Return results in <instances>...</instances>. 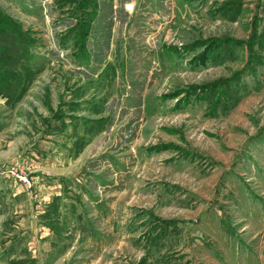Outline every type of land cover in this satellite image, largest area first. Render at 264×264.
Returning a JSON list of instances; mask_svg holds the SVG:
<instances>
[{"label":"rangeland","instance_id":"374dc122","mask_svg":"<svg viewBox=\"0 0 264 264\" xmlns=\"http://www.w3.org/2000/svg\"><path fill=\"white\" fill-rule=\"evenodd\" d=\"M0 9V264H264V0Z\"/></svg>","mask_w":264,"mask_h":264},{"label":"trees","instance_id":"16d2710c","mask_svg":"<svg viewBox=\"0 0 264 264\" xmlns=\"http://www.w3.org/2000/svg\"><path fill=\"white\" fill-rule=\"evenodd\" d=\"M94 15V14H93ZM15 22L10 21V19L4 17L3 11L0 10V62H9L11 57L8 58H2V54L12 56V49L17 48L19 44L21 43V37L19 36V25H15ZM90 29V22L85 21L84 23H81L80 30L81 34L86 33ZM73 30V29H72ZM71 30V32H72ZM78 33V32H77ZM26 37H24L25 39ZM3 41H6V45L3 43ZM21 45V44H20ZM84 48V46L82 47ZM8 49V52H7ZM11 49V51H9ZM1 79L0 82V93L2 94L7 87V76L4 75L3 79ZM9 81V80H8ZM167 223L165 225L167 226Z\"/></svg>","mask_w":264,"mask_h":264},{"label":"built area","instance_id":"2783aa9c","mask_svg":"<svg viewBox=\"0 0 264 264\" xmlns=\"http://www.w3.org/2000/svg\"><path fill=\"white\" fill-rule=\"evenodd\" d=\"M134 3H128V4H125L124 5V8H125V10L127 11V12H129L128 11V9H130V8H132V9H134ZM134 10H132V12H133ZM16 177H17V179H19V180H21L23 183H25V184H27V187L29 188V189H31L32 188V185H31V183H30V181L29 180H27L25 177H23L22 175H16Z\"/></svg>","mask_w":264,"mask_h":264},{"label":"bare ground","instance_id":"6f19581e","mask_svg":"<svg viewBox=\"0 0 264 264\" xmlns=\"http://www.w3.org/2000/svg\"><path fill=\"white\" fill-rule=\"evenodd\" d=\"M132 8H133V7H132ZM132 8L128 9V11L131 12V11L133 10Z\"/></svg>","mask_w":264,"mask_h":264},{"label":"crops","instance_id":"0c3cea01","mask_svg":"<svg viewBox=\"0 0 264 264\" xmlns=\"http://www.w3.org/2000/svg\"><path fill=\"white\" fill-rule=\"evenodd\" d=\"M1 9H2V8H1ZM1 9H0V10H1ZM1 11H2V10H1ZM0 205H1V204H0Z\"/></svg>","mask_w":264,"mask_h":264}]
</instances>
